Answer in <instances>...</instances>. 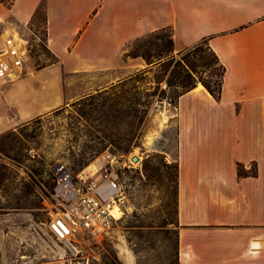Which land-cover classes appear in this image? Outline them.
<instances>
[{
  "label": "crops",
  "instance_id": "crops-1",
  "mask_svg": "<svg viewBox=\"0 0 264 264\" xmlns=\"http://www.w3.org/2000/svg\"><path fill=\"white\" fill-rule=\"evenodd\" d=\"M41 4L53 63L9 81L21 120L127 74L140 38L169 29L178 53L207 41L219 97L196 83L176 101L177 264H264V0H14L8 14L27 26Z\"/></svg>",
  "mask_w": 264,
  "mask_h": 264
},
{
  "label": "rangeland",
  "instance_id": "rangeland-1",
  "mask_svg": "<svg viewBox=\"0 0 264 264\" xmlns=\"http://www.w3.org/2000/svg\"><path fill=\"white\" fill-rule=\"evenodd\" d=\"M9 9L0 4V40L7 29L28 36L31 29L45 44L43 4L27 26L16 23ZM31 46L26 71L53 63L46 45ZM125 58L139 65L85 96L23 120L6 104L12 83L0 80V264H177L176 101L191 82L214 84L222 71L201 42L175 52L166 29L134 41ZM2 103L8 105L6 127ZM108 156L120 163L121 218L100 246L82 243L73 257L47 228L53 168L98 173Z\"/></svg>",
  "mask_w": 264,
  "mask_h": 264
},
{
  "label": "built area",
  "instance_id": "built-area-1",
  "mask_svg": "<svg viewBox=\"0 0 264 264\" xmlns=\"http://www.w3.org/2000/svg\"><path fill=\"white\" fill-rule=\"evenodd\" d=\"M5 32L0 46V80L12 81V76L17 79L23 73L31 42L39 47L45 44L31 29L28 34L35 39L15 28ZM106 164L93 174H73L63 165L53 168L54 185L45 203L47 228L73 257L82 250V243L100 246L116 222L115 208L118 206L121 211L120 163L108 156Z\"/></svg>",
  "mask_w": 264,
  "mask_h": 264
},
{
  "label": "trees",
  "instance_id": "trees-1",
  "mask_svg": "<svg viewBox=\"0 0 264 264\" xmlns=\"http://www.w3.org/2000/svg\"><path fill=\"white\" fill-rule=\"evenodd\" d=\"M13 3H14V0H0V4L5 6V7H7V8H11ZM167 30L169 31V40H170V43H171V46H172L171 32H170L169 29H167ZM201 43H203V44H205L207 46V41L206 40H203ZM207 48H209V47L207 46ZM211 53H212V55H214V53L212 51H211ZM214 58L216 59V62L218 63V65H219V67H220V69L222 71L220 76H219V80L216 81V83L212 84L208 80L199 79L198 82H191L188 86L185 87V89L182 92H185V91L193 88L196 83H200L212 96H214L216 98L219 97L220 91H221V86H222V81H223L224 68H223L222 65H220V63L218 62V59H217V57L215 55H214ZM237 171H238V175L239 176H246L248 174L247 172L244 171L243 167H241V166L238 167ZM251 175L255 176L256 175V171L252 172Z\"/></svg>",
  "mask_w": 264,
  "mask_h": 264
},
{
  "label": "bare ground",
  "instance_id": "bare-ground-1",
  "mask_svg": "<svg viewBox=\"0 0 264 264\" xmlns=\"http://www.w3.org/2000/svg\"><path fill=\"white\" fill-rule=\"evenodd\" d=\"M165 121H166V117L163 115L162 118H161L160 129L163 128ZM155 135H156V137H157V135H159V131H158L156 134H153L152 136H150V137L148 138V144H149V145H153V140L156 138ZM137 161H138V160H137ZM121 214H122V213H121L120 209H119L118 206H117V207L115 208V214H114V215H115V219H116V221L119 220V219L121 218Z\"/></svg>",
  "mask_w": 264,
  "mask_h": 264
},
{
  "label": "water",
  "instance_id": "water-1",
  "mask_svg": "<svg viewBox=\"0 0 264 264\" xmlns=\"http://www.w3.org/2000/svg\"><path fill=\"white\" fill-rule=\"evenodd\" d=\"M137 160H138V159H137L136 157H132V161H133V162H137Z\"/></svg>",
  "mask_w": 264,
  "mask_h": 264
}]
</instances>
